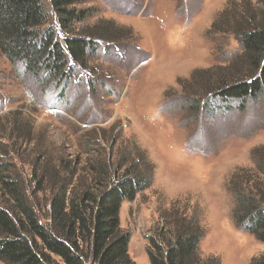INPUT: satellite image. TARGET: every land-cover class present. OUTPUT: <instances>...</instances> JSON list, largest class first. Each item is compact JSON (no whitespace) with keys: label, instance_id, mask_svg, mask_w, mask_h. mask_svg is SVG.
Returning a JSON list of instances; mask_svg holds the SVG:
<instances>
[{"label":"rangeland","instance_id":"obj_1","mask_svg":"<svg viewBox=\"0 0 264 264\" xmlns=\"http://www.w3.org/2000/svg\"><path fill=\"white\" fill-rule=\"evenodd\" d=\"M45 4L46 28L64 40L67 34ZM243 4L263 11L257 0H84L77 8L92 17L78 30L112 21L129 28L132 37L119 48L107 47L106 54L101 44L89 69L77 68L72 81H54L44 71L36 78L0 54V158L9 173L36 191L37 168L80 161L77 171L90 179L91 165L116 164L124 149L138 146L155 177L150 189L120 211L136 264H150L149 237L171 214L200 221L204 257H219L220 264L264 257V244L236 228L228 192L232 174L253 168L252 150L264 145V95L228 104L215 100L201 109L207 92L231 74L224 68L241 62L238 36L212 26L224 12L231 20ZM36 197L45 222L49 192ZM3 202L9 199L0 193Z\"/></svg>","mask_w":264,"mask_h":264},{"label":"trees","instance_id":"obj_2","mask_svg":"<svg viewBox=\"0 0 264 264\" xmlns=\"http://www.w3.org/2000/svg\"><path fill=\"white\" fill-rule=\"evenodd\" d=\"M46 1L67 34L64 40L53 27L46 28ZM83 1L0 0V54L22 63L36 78L44 71L54 81L63 77L72 81L77 68L89 69L88 60L101 44L106 54L109 46L119 48L132 37L129 28L112 21L78 30L92 17L90 11L78 10ZM257 1L263 5L262 12L243 4V11L231 20L224 12L212 26L217 33L238 36L242 54L241 62L224 68L231 74L223 77L216 90L207 92V103L201 108L205 111L215 100L228 104L264 95V0ZM192 104L197 105L194 99ZM127 149L116 164L102 160L91 165L90 179L77 171L80 161L76 165L60 160L58 168L52 163L37 168L32 175L34 194L9 173L10 166L0 158V193L9 199L0 206V262L136 264L129 254L132 236L121 228L120 211L124 203L134 202L153 186L155 174L138 146ZM251 160L253 168L237 169L229 180L232 218L237 229L264 244V145L252 150ZM40 192H49L45 222L39 218L35 200ZM205 235L195 217L171 214L157 236L149 237L150 264H220L219 257L202 255ZM252 264H264V257Z\"/></svg>","mask_w":264,"mask_h":264}]
</instances>
